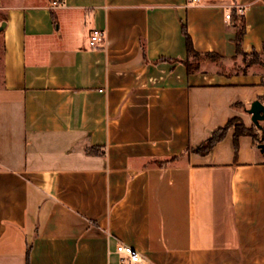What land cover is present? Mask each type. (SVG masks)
I'll return each mask as SVG.
<instances>
[{"label": "crops", "instance_id": "1", "mask_svg": "<svg viewBox=\"0 0 264 264\" xmlns=\"http://www.w3.org/2000/svg\"><path fill=\"white\" fill-rule=\"evenodd\" d=\"M234 11L264 54V0L0 3V264H112L117 241L147 264H264V140L191 150L255 126L264 72L180 61L183 26L231 60Z\"/></svg>", "mask_w": 264, "mask_h": 264}, {"label": "trees", "instance_id": "2", "mask_svg": "<svg viewBox=\"0 0 264 264\" xmlns=\"http://www.w3.org/2000/svg\"><path fill=\"white\" fill-rule=\"evenodd\" d=\"M233 15L234 23H235V45H236V54L237 55H243L246 52H244L241 48V40L244 33V23L242 20V17L237 14L236 11L234 13H230V17ZM182 32L184 34L185 40H186V57L182 60H180L184 66L186 67V70L188 73H192L196 70H198L201 66V63L203 61H215L216 59H222V57L215 53V52H198L194 49L190 36L188 35L185 27H182ZM252 54L258 55L256 50H252ZM255 63V61H251L250 64ZM264 102V99L261 100ZM234 128V143L236 146V139L239 135L247 134L252 136L254 140H257L256 138V126H252L250 128H247L241 119L234 117L230 118L226 124L222 127H219L218 129L214 130L212 134L205 139L199 146L192 148L191 150L197 153L204 154L207 151L210 150V148L219 141L225 134V131L229 128ZM256 129V130H255Z\"/></svg>", "mask_w": 264, "mask_h": 264}, {"label": "built area", "instance_id": "3", "mask_svg": "<svg viewBox=\"0 0 264 264\" xmlns=\"http://www.w3.org/2000/svg\"><path fill=\"white\" fill-rule=\"evenodd\" d=\"M63 0H51V6L57 7ZM191 3H196L198 0H189ZM230 17V13L226 14V18ZM105 39V32L101 29H93L89 33L88 44L93 48L102 43ZM114 252L118 255V260L112 264H147L144 257L134 247L117 241L114 247Z\"/></svg>", "mask_w": 264, "mask_h": 264}, {"label": "rangeland", "instance_id": "4", "mask_svg": "<svg viewBox=\"0 0 264 264\" xmlns=\"http://www.w3.org/2000/svg\"><path fill=\"white\" fill-rule=\"evenodd\" d=\"M4 0H0V3H2ZM9 2L12 1H20V0H7ZM258 55L252 54L251 52H246L243 55H237L234 56L231 60L224 61L222 59H216L215 63L219 64V67H222L224 70H232L236 72H246V70H251V71H261L264 72V54L257 52ZM251 61H255V63L250 64ZM264 79V73H263V78ZM262 124V130H261V137L260 133L256 132V138L257 141L260 139V141L264 140V121L261 122ZM256 130V129H255Z\"/></svg>", "mask_w": 264, "mask_h": 264}, {"label": "water", "instance_id": "5", "mask_svg": "<svg viewBox=\"0 0 264 264\" xmlns=\"http://www.w3.org/2000/svg\"><path fill=\"white\" fill-rule=\"evenodd\" d=\"M247 112L251 115L253 124L258 128H262L260 121H264V103L258 99L252 101ZM258 147L261 151H264V143H259Z\"/></svg>", "mask_w": 264, "mask_h": 264}]
</instances>
